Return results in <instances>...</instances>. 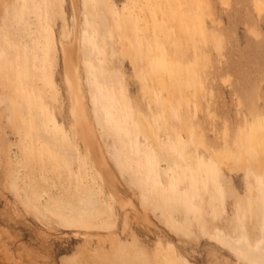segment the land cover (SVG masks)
Listing matches in <instances>:
<instances>
[{
	"label": "rangeland",
	"instance_id": "374dc122",
	"mask_svg": "<svg viewBox=\"0 0 264 264\" xmlns=\"http://www.w3.org/2000/svg\"><path fill=\"white\" fill-rule=\"evenodd\" d=\"M263 6L264 0H79L77 26L70 0H0V264H158L169 249L176 264H248L210 237L216 231L258 247L263 195L249 193L248 175L233 170L232 160L213 164L208 150L219 154L227 146L238 156L240 137L250 139L264 125ZM89 27L98 57L94 66L80 62L81 94L125 200H111L103 188L102 198L112 206L111 231L64 230L36 209L55 199L79 214L78 174L85 160L79 154L61 158L45 147L21 92L26 82L69 143L73 118L61 44ZM45 60L53 72L51 89H41L37 79ZM160 74L167 86L153 89ZM94 105L106 117L102 133L93 121ZM50 116L46 126L56 128ZM142 124L160 149L172 145L184 163L187 205L169 214L180 225L191 224V234L173 231L151 199L142 211V184L156 168H166ZM114 156L129 171L120 170ZM147 159L158 166H147ZM211 166L216 170L207 178ZM92 181L97 189L99 181ZM117 248L133 258L113 252Z\"/></svg>",
	"mask_w": 264,
	"mask_h": 264
},
{
	"label": "bare ground",
	"instance_id": "6f19581e",
	"mask_svg": "<svg viewBox=\"0 0 264 264\" xmlns=\"http://www.w3.org/2000/svg\"><path fill=\"white\" fill-rule=\"evenodd\" d=\"M70 2L74 11L75 23L78 26L79 0H70ZM255 5H258V3ZM258 6H256L257 10L261 11ZM261 7L262 6H260V9ZM77 30L75 31V36L72 41L61 44L62 74L64 83L67 87L70 113L73 118V135L70 137L69 143L65 141L61 134L63 126L59 125L55 118L50 116L46 105H44L41 100H37L27 92L26 82H22L21 92L23 93L22 96L25 98L23 109L27 107L28 103L31 104V117L36 121L39 128L36 135L43 140L45 147L54 151L61 158L71 159L74 158L76 154H79L80 156L82 155L83 160H85L84 167L80 169L78 174V180L80 182L78 195L80 213L75 214L73 211H66V208L55 199L52 200L51 204L42 205L41 209L36 206V209L39 212H42L41 210H43L55 217L64 230L78 229L80 231L85 230L86 232L91 230L111 231L112 228L115 227L113 223L108 222V220L113 217L112 206L110 202H105L103 200V188H108L111 200H115L121 204L125 200L122 201L119 196L116 186L117 182H115L116 179L112 174L108 161L103 153L95 126L85 112V106L81 94V81L79 78L80 62L82 60L84 64H91L93 66L97 65L98 49L95 41L89 35V33L91 34L90 27L86 33L84 32L81 35ZM125 49L127 50L126 47ZM127 51L131 58V52L129 50ZM130 62L135 69L136 64L134 60L131 59ZM1 72L3 73L2 68ZM37 79L40 82L41 89H51L54 87L52 68L48 65L46 60L42 61V64L39 67ZM141 84L142 93H146L147 86L142 79ZM157 85L161 86L163 89L166 88L167 81L163 74L154 77L153 89H155ZM1 102L2 100L0 98V103ZM94 108L95 117L93 121L100 129V133H102L106 128V117L102 114L98 105H94ZM48 115L51 118L49 121L52 122L56 128H49L46 126ZM110 121L112 122V120ZM142 129L144 136L149 141L157 157L166 163V168L164 170L156 168L153 177L149 179L147 183L142 184V211L145 213L148 205L147 200L151 199V206L153 209L161 210V214L167 225H169L173 231L181 232L185 235L191 234V224L187 223L180 225L173 221L169 214L176 206L187 205V194L184 189L188 184L181 181V176L183 177L182 166H184V163L180 160L178 154L173 152L172 145H170L168 149H160L158 141L153 138L150 130L144 124H142ZM33 135L35 136V134ZM240 138L244 142V145L241 147L238 156L232 154L227 146H224V149L220 151L219 154H214L208 150V155L212 160V163L215 165L220 163L222 165L223 162L232 160L234 164L233 170L235 169L236 171L242 172L243 175H248L249 193L254 195L256 192H261L263 195L262 201L264 202V125L257 128L250 139H246L243 135ZM76 140H79L82 144L85 154L80 151L78 145L79 142L77 143ZM200 140L201 144H203L202 139ZM247 140H249V143ZM114 160L120 170L129 171L130 167L125 163L123 158L114 156ZM188 161L191 162L190 159ZM146 163L147 166H158L157 163L151 159H147ZM215 170V166H211L204 176L207 178H213L211 172ZM92 176H95V179L100 183V186L99 184L96 186L97 189L93 186ZM15 184L16 182L13 180V187H15ZM37 199L39 200L41 197L38 196ZM131 208L133 207L131 206ZM82 217H85L87 220ZM214 234L215 235L210 237V239L220 247L229 250L239 259L244 260L248 264H264V226L262 228V242L255 249H251L249 245L243 241H235L222 233L215 231ZM113 252L122 257L130 255L126 248H117ZM130 256L132 257V255ZM135 256L136 255H134V257ZM77 258L79 259V257ZM137 260L140 261L139 259ZM77 262L79 263L80 261ZM139 263L141 264V261ZM158 264H176V259L171 249L167 251L164 259L158 262Z\"/></svg>",
	"mask_w": 264,
	"mask_h": 264
}]
</instances>
